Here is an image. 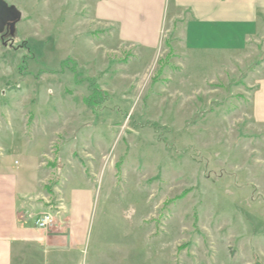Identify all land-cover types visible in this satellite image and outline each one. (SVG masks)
<instances>
[{"label":"rangeland","instance_id":"rangeland-1","mask_svg":"<svg viewBox=\"0 0 264 264\" xmlns=\"http://www.w3.org/2000/svg\"><path fill=\"white\" fill-rule=\"evenodd\" d=\"M100 1L5 0L0 161L89 216L82 264H264V43L186 37L173 0L156 49L124 42Z\"/></svg>","mask_w":264,"mask_h":264},{"label":"crops","instance_id":"crops-1","mask_svg":"<svg viewBox=\"0 0 264 264\" xmlns=\"http://www.w3.org/2000/svg\"><path fill=\"white\" fill-rule=\"evenodd\" d=\"M167 1L101 0L95 9L103 21L118 25L121 41L137 40L156 49ZM173 2L172 26L189 27L186 37L198 41L206 39V42H228L242 36L243 50L253 43H264V0ZM138 12L140 20L137 19ZM184 36L183 32L182 38ZM258 83L260 88L255 93L258 118L254 119L263 123L264 77ZM29 160L34 161L32 156ZM27 183L21 181L11 166L0 161V264H82L89 216L78 213L73 196L69 202L65 194L60 198V205L65 210L57 219L56 226L50 231L38 230L35 219L46 212L38 203L43 197L39 192L32 191Z\"/></svg>","mask_w":264,"mask_h":264},{"label":"water","instance_id":"water-1","mask_svg":"<svg viewBox=\"0 0 264 264\" xmlns=\"http://www.w3.org/2000/svg\"><path fill=\"white\" fill-rule=\"evenodd\" d=\"M21 18L22 14L15 6L0 0V33L7 29L10 35H14L15 25Z\"/></svg>","mask_w":264,"mask_h":264},{"label":"built area","instance_id":"built-area-1","mask_svg":"<svg viewBox=\"0 0 264 264\" xmlns=\"http://www.w3.org/2000/svg\"><path fill=\"white\" fill-rule=\"evenodd\" d=\"M64 210L65 207L60 205L55 213L52 211L43 212L35 219L36 228L41 231H50L56 226L57 219L62 216Z\"/></svg>","mask_w":264,"mask_h":264}]
</instances>
